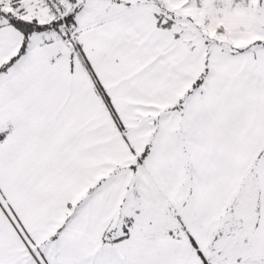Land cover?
<instances>
[{
	"label": "crops",
	"instance_id": "obj_1",
	"mask_svg": "<svg viewBox=\"0 0 264 264\" xmlns=\"http://www.w3.org/2000/svg\"><path fill=\"white\" fill-rule=\"evenodd\" d=\"M66 1L73 45L36 0H0V196L11 215L0 205V264H171L184 251L192 264H229V243L240 240L250 264H264V49L221 53L208 69L209 51L180 42L186 30L169 6L152 15L126 4L125 17L101 21L88 8L95 0ZM7 14L47 27L25 36ZM107 151L149 178L120 179L114 161L99 168ZM117 185L138 199L144 187L176 199L205 228L198 239L188 225L132 230L143 211L120 210V199L116 213Z\"/></svg>",
	"mask_w": 264,
	"mask_h": 264
},
{
	"label": "rangeland",
	"instance_id": "obj_2",
	"mask_svg": "<svg viewBox=\"0 0 264 264\" xmlns=\"http://www.w3.org/2000/svg\"><path fill=\"white\" fill-rule=\"evenodd\" d=\"M95 2V4L90 5L88 8L94 10V13L96 12L98 18H100L101 21L103 19H106L107 17H125V15L129 12V10L123 6L126 4L136 11H138V9L149 10V13H151L152 15H158L159 12L165 13L164 10H162V7L167 10L169 6V15L175 18L179 17L178 19L180 21V27L186 30V33L180 36V42H188L189 38H192V41H194V43L196 44V51L201 52L203 56H205L206 52L209 51L210 57L208 59V69L210 68V65L211 69H214L213 67H215V69H218L219 62L221 61V59L219 58L221 53L229 55V53H235L237 51L253 52L256 50L261 51L262 49H264V0H249L247 4H245V0H95ZM112 5H115L113 10L114 14L109 9H106L107 6ZM154 8L157 9L158 12L152 10ZM156 20L157 18L154 17L155 22ZM165 23L166 20L164 19L162 21V24ZM176 30L177 29L175 28L173 33H177ZM58 42V49H64L65 51V43H63V45V41ZM188 47H193V44L190 41L188 42ZM57 51L58 50L54 48V53H56ZM108 123H110L111 128L115 130L116 133L123 131V129H120L121 123L118 122V117H116L115 115H110V112L107 124ZM102 135H104L103 132ZM107 136H109V134L106 133L105 137L107 138ZM106 138L105 141L103 139V142H105V146H107ZM87 141H89L93 145L92 139H87ZM122 143L124 144L123 140ZM114 146L118 147L116 139L114 141ZM96 147L100 146L97 145ZM119 147L122 150V146ZM105 154L106 153L103 152L102 155L99 156V159H97V165L99 166V168H108V166L114 168L119 165L117 174H119L118 177L120 179L125 178L127 180H134L136 174L139 175L142 179L149 178V176L147 175L144 176V170L141 171L139 166H137V164L135 163L136 161L134 160V162L132 159H130V157L126 153L112 155L108 152V154ZM124 160H127V163L122 164ZM109 161H114L116 164L111 162L109 163ZM134 171L136 172L135 176L133 175ZM141 188L142 187H140V189ZM109 189L114 195L117 196L114 205L116 213L119 209L120 199L121 201L124 200V202L121 204L122 206L120 210L129 211L132 204L133 206L138 204L139 210L143 211V218H140V220L138 219L136 221V223L132 227V230L138 227H142L143 224L146 226V228L151 229L154 232H156L158 229L185 228V226L188 225V228L195 230L193 236L198 239L199 234L197 233V231L201 232L205 228V224L207 221H202L200 223L196 222L194 218L188 219L186 217L187 209L179 214L182 204H179L176 199L168 201L163 194H160L157 191L155 192L153 188L144 187L142 192L139 191L142 195V198L139 199V194L134 197L137 191L136 188L131 185L124 187L117 185L116 188L112 187ZM85 202L87 205V201ZM95 204L97 203H92V201L89 199L88 209L90 216L93 213ZM0 205H2L4 209L9 213V210L1 196ZM99 206H103L104 210L109 209L111 206L113 207V201L109 200L101 202ZM91 207L92 209H90ZM100 212H103V210ZM104 213H100L98 217H100V215L102 216ZM122 214L124 215V212L121 213V215ZM9 216L11 217L10 213ZM139 216L142 217L141 215ZM183 218H185V220H183ZM93 219L94 218L89 221L91 224L92 221H95ZM118 220H120L119 217H117V223ZM12 221L14 222L13 219ZM99 222L102 223L103 220ZM118 228L121 229L123 233L130 232L128 221L124 219L119 221ZM94 229L95 231L90 230L92 234H95L98 231V228ZM186 236L188 235L186 234ZM219 238L221 237H214L212 243L213 246L217 244L215 242L218 241ZM222 238L224 239V237ZM235 239L236 237L233 239V241ZM198 245L201 247L202 253L205 254L206 251L204 245H202L201 242H198ZM224 248L225 244H223V255H221V257L226 254ZM247 248L248 246L242 243V240L237 243H229V264H250L248 259L245 258V250ZM31 251H33L34 254H37L36 256L37 258H39L38 253L34 248H32ZM171 264H192L189 259V253L184 251V256L179 257L176 260H171Z\"/></svg>",
	"mask_w": 264,
	"mask_h": 264
},
{
	"label": "built area",
	"instance_id": "obj_3",
	"mask_svg": "<svg viewBox=\"0 0 264 264\" xmlns=\"http://www.w3.org/2000/svg\"><path fill=\"white\" fill-rule=\"evenodd\" d=\"M43 7L50 22L58 24V35L66 45H73L77 28L72 20V9L66 0H36Z\"/></svg>",
	"mask_w": 264,
	"mask_h": 264
},
{
	"label": "trees",
	"instance_id": "obj_4",
	"mask_svg": "<svg viewBox=\"0 0 264 264\" xmlns=\"http://www.w3.org/2000/svg\"><path fill=\"white\" fill-rule=\"evenodd\" d=\"M6 17H9V23L15 29H17L19 32L23 33L25 36H27L28 34H31L33 32H37L41 29L44 30L47 27V26H42V25L39 26L34 22H28L25 19L18 17L17 15L16 16H13V15L10 16L7 14ZM171 22H172V20H171ZM47 25L50 26L51 28L54 26V28H57V31H58V24L57 23L50 22ZM257 43H262V42H257ZM263 44H264V42H263ZM201 83H202V77L199 78L197 81H195V83L192 86L191 92H192V90H195L196 88H198V86H200Z\"/></svg>",
	"mask_w": 264,
	"mask_h": 264
}]
</instances>
